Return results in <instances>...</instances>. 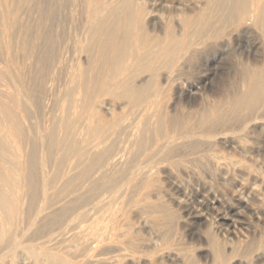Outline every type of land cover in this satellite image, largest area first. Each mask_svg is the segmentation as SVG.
<instances>
[{
  "label": "bare ground",
  "instance_id": "6f19581e",
  "mask_svg": "<svg viewBox=\"0 0 264 264\" xmlns=\"http://www.w3.org/2000/svg\"><path fill=\"white\" fill-rule=\"evenodd\" d=\"M19 1L22 0H18L17 2ZM23 1H26V3L30 1L31 3L38 2L39 0ZM147 1L148 0H77V2L80 3L78 4V8L75 7L77 8L76 10L78 11V14L74 12L76 15L70 18L66 16H59L56 18L55 11L57 10L50 7V4L47 7L42 5L43 7L41 6V8L44 9H42V13H47V19L38 14V16L33 19L34 21L31 20L30 16L29 21V19H27L29 17H27L28 13H25L29 9L27 8L28 10L26 9L24 12L23 9L25 8L20 6L23 4V6L25 5L26 7L28 4H24V2H21V4L15 3L16 0H0V35L3 36H0V264H163L165 261H163V258L165 256L172 258L181 264H186L188 254L179 251L177 248L175 251H170L169 249L167 250V247L165 250H156L155 246H152L155 249L141 247V245L137 243L135 237L133 235L131 236V231L124 227V222H122L116 207V204L118 203L121 205V201L117 203V200L119 199V196H122L125 193L122 191L124 186L123 188L121 187L125 181H130L126 179V177H128L127 175L131 173L130 171H135L134 173L142 171L144 176L146 175L145 178H147V174H149L150 178V174H152L151 176H155L153 172L156 166L158 167L169 159H173L176 155H178V158H180L179 155L186 158L189 154H192L197 158L196 154L201 150H205V148L201 149L204 144H206L204 145L206 150L210 145L222 142L226 146L237 147L240 149V144L238 143L239 146L236 145V141L239 142V140L233 141L234 139H231L228 141V139L226 140L228 135H214L218 133V129L223 131V129L227 128L226 126L233 120V114L229 115V112L228 114H223L224 112L219 106L212 107L208 112H206L207 109L206 111H203L202 108V110H198L199 117L197 118L195 116L197 120L192 121L191 123L189 121L190 124L188 123V125H180L179 123L181 119H179V117L181 118V116L179 115L180 113L177 112L178 109H176V112L172 110L173 113L170 110V113L165 105V103L168 102H165L166 100L164 101L163 99L165 97V91L168 89L167 83H171L170 81L174 78V76L172 77L174 74L172 70L179 66V60L181 57H184L183 53L189 51L195 43H205L207 39H213V41H211L214 42V39L218 40V38H221L222 40V38H228L232 44L235 41H240L242 38L245 39L250 36H255V40L252 39L254 42L251 45L248 44V47H246L247 45L245 46L249 53L253 51L255 53V49L257 48L256 42H258V39H263L264 42V0H185L184 4L182 3L177 7H174L173 5L165 7L163 5V7H165L163 8L160 5L162 10H159V5L157 7V4H160L159 2L157 3V0H154L156 3L153 2L152 4ZM40 2L42 1L40 0ZM33 4L34 3H32V6L34 7ZM35 4L37 5V3ZM38 5L40 6L41 3ZM36 7L37 6H35V9ZM22 11L26 14L24 15L27 18L24 17ZM32 11H34V9H32ZM160 11H163L164 13ZM69 14L68 16L71 15ZM44 20L53 22L57 21L61 24L63 23L62 25L66 23L67 26L68 24H72L73 26L76 25V29H78L79 25H82V27L84 26L83 28L86 27L87 30L85 29L86 33L84 37L90 41L89 45H92L89 51H97L98 55L96 56L102 62L104 68V73L102 74L103 77L98 73L102 78L99 80L100 82L95 81L92 76H88L89 73L87 72L79 75L81 76L80 82L82 81L81 85L83 87L81 89L82 93L78 104H80V108L82 106L84 107L82 110L84 113H87V116L85 118L84 113L82 112L83 117L89 122L86 124V127L84 124L86 129L84 135H80L79 133V135L76 136L80 131L79 130L75 135H70L67 140L64 137V141L60 140L61 137L63 138V133L58 139L59 136L57 137L56 130L59 127L57 126L58 128L55 129V123L50 128L48 126L47 133L45 132L46 135L39 136L37 135L38 131L37 133H35V130L33 131L32 125V128L29 127L30 124H27L29 121L23 123L24 118L26 119V122L32 116L31 111H34L31 110L30 107H33L36 103L34 93L36 89H34V91L29 89L34 93L31 92L30 94L28 90L23 88L21 90H25V92L22 94L21 90L18 89V86L16 85L18 84L20 86L21 84L22 79L21 76H19L20 72L19 74H15L14 71H16V69H13V67L16 68V63H19L15 61L17 52H22V54L26 53V55L31 54L30 56L33 57V61L38 63L35 54L37 51L33 52L32 50V46L35 44L33 45L31 42L24 41L25 35L23 32L25 31L24 29L31 27L30 25L32 24L34 27L31 28L36 29L37 26L42 25ZM54 23V25H56V22ZM82 27H79V30ZM22 29L24 30L23 32ZM44 31L48 32L47 29ZM38 32L40 31L38 30ZM79 33H82V29ZM54 37L56 36L51 38L53 42L55 40ZM250 38L249 40H251ZM34 39L35 38L33 37L32 40ZM41 39L43 40V38ZM40 42L43 43V41ZM49 42L51 43V41ZM79 42L80 41H78V43ZM87 45L88 43L86 46ZM79 46L81 47L80 44ZM36 50H38V46H36ZM84 50L88 53V49L85 48ZM245 51L246 50L242 51V53ZM48 52L50 51H47V53ZM20 54L18 56H20ZM251 54L242 56L245 61L247 60V62H243L244 64L237 61L238 64H243V66L239 65L243 67L242 74L245 75H242L245 79L244 86L242 87V91L236 90L237 94L236 92L234 93V95H236L235 98L232 97L233 99L228 98L229 100H227V107L230 105L229 107H231L233 111H236L234 112L235 116L241 109H248V112L245 110L247 112L246 114H242L244 118L247 117L245 120L251 118V115L253 114L252 111L254 112L255 109L257 110V108H262V106H264V77L262 75L264 72V58H259L258 56L256 57ZM26 55H24L25 59ZM89 57H92V55L88 56V58ZM31 60L29 61L33 62ZM89 62L92 63L90 65L93 67L95 63L92 61ZM97 67L98 66H96V68ZM87 68L88 67H86V69ZM28 69H30V67ZM90 69L91 67L88 68V70ZM177 69L178 68L174 70ZM101 70L103 71V69ZM76 71H79V69ZM98 72L100 71L98 70ZM33 75H35V73ZM93 75L96 76V74ZM35 77L36 76H33V78ZM8 78L11 79V81H8ZM98 79H100V77ZM76 81H78V79H76ZM241 81H243V79ZM27 82H30V80ZM73 82L75 83L74 80ZM173 83L174 82H172V85ZM25 85L27 84H23L22 86ZM36 87L37 86H35V88ZM71 87V90H69L70 93L75 90L73 86ZM65 91V94L69 92H67V89ZM64 92H61V94L63 93L62 97H64ZM189 92L190 91H187V94ZM78 94H80L79 91ZM69 95L71 94L68 93V96ZM38 96H36V98ZM56 97H58V93ZM74 98L71 97L72 100ZM107 99L110 100L108 101ZM70 100L68 99L69 102ZM111 100L117 103L121 109V113L119 114V111V115L112 118L108 116V114H112V116L116 114L111 113L113 111ZM64 101L65 100H63V102ZM73 103L74 102L71 104L73 105ZM64 104L67 107L66 102ZM68 106H70V103ZM66 107L65 109L67 110L68 108ZM79 107L78 110L81 113ZM34 108L35 110L38 109H36V107ZM52 108L53 107H50L49 110ZM119 108H117V110ZM195 109L194 111L197 113ZM49 110L47 112H49ZM71 111L73 112V109H71ZM68 113L71 114L70 112ZM68 113L63 114V116L67 115L65 116V119L68 117ZM128 113L131 115L130 121H126V119H129V116H127ZM240 113L237 115H241ZM181 114L186 116L184 112ZM198 114L196 115L198 116ZM217 115L220 117L222 116L223 121L221 122V125L225 126H217L219 124H214L215 122H213V124L209 123L210 118ZM44 116H47V113ZM51 116L50 118L48 117L49 123L54 120H50ZM58 116L61 117V113L58 114ZM188 116L189 118L192 117V115ZM188 116L185 121L188 120ZM257 116L261 118L264 116V112ZM33 120L30 121L32 122ZM214 120L218 121V118ZM36 121L35 123L37 124L38 122ZM56 121L57 119L55 122ZM64 121L62 120L64 124L68 125L67 119ZM68 121H70L69 118ZM121 121L129 122L128 125H131L129 128L132 130L126 129L127 132L129 130L130 133L123 136L118 135L117 137V134L115 136L111 135L112 133L110 132H112L114 127L116 128ZM80 122L82 123L79 119H75V121L71 120L70 129L74 127L75 129L78 128ZM24 124H27L29 128ZM38 125L40 124L38 123ZM66 125H64L65 128ZM123 126L124 125L122 124V127ZM43 127L44 126H42V128ZM117 129L119 128L117 127ZM32 131L36 135H29ZM59 131H63L61 127L59 128ZM146 131H149L152 135H145ZM72 132L71 133L74 134V131ZM194 132H197L199 135H187L188 133ZM58 134H60V132ZM197 138L199 141L195 143ZM246 143L247 140L245 144ZM199 144L201 146H199ZM212 149H209L208 151H212ZM198 154V156L201 155L200 153ZM234 156L235 155H233V157ZM258 157L259 156H257V158ZM224 158L226 157L216 154V152L214 154L206 151V153H204L199 159V162H202L201 165L204 164L206 169L202 168L205 171L208 169L210 175L215 171V174H217L221 180L222 178H227L226 176H228L231 171L238 172L237 169L241 173H239L240 175L243 174L248 176V178L244 177L240 181H236L239 182L242 188L246 189L247 192H240L238 194L234 192V198L240 205L249 208L251 215L255 218L259 219L260 216H264V205H262L264 204V178L261 180V177H259L261 175H258L255 172L246 174L244 172L245 169L242 168L243 166L241 165L242 167H240V158V164L235 162V164L238 165H232L233 161L231 162L228 161L229 158L228 160ZM250 159L252 158L250 157ZM190 160L189 156V161H187L190 163ZM169 161L168 163H170ZM174 162L176 161L174 160ZM199 162L197 164H199ZM184 163L182 164L183 166H185ZM41 164L44 166L43 169L40 170L39 168ZM176 167L178 166L176 165ZM176 169H179V167ZM201 171L203 170L201 169ZM205 171L203 173H205ZM218 176L217 179L215 178L216 180H218ZM141 177H143V175ZM211 178L214 179L213 176ZM258 181H260V184L257 185L256 182ZM128 183L129 182H127V185ZM134 184H139V182L129 183L131 186L128 188L131 190V187H133ZM144 189H146L145 186ZM136 190L138 193H142L143 189L141 191L139 190L140 192L138 189ZM129 191H127V194L131 193H129ZM143 194L144 192L141 195ZM144 196L146 197V190L145 195L142 197ZM142 197L140 200L143 199ZM138 198L139 197L136 199L139 200ZM133 199L134 198H132V200ZM220 199L219 201L222 202ZM127 202L129 203V200ZM127 202L125 201L124 203L127 205ZM144 202L142 203L144 204L143 206L146 205ZM251 203L257 204V207H253ZM134 204H136V202ZM148 205L150 204L147 202V206ZM152 205L153 203L151 206ZM157 205L160 206L159 204ZM157 205H155V207ZM158 206L156 210L157 212ZM227 207L228 211L225 215L240 214V210L234 207V205H229ZM131 208L133 209L132 206ZM140 208H142V206ZM153 208L154 207L152 206V208L149 209L151 210ZM161 208H163V206ZM149 209L147 208L148 211ZM151 214L152 213H148L147 215L149 216ZM161 214L162 213L160 212V215ZM160 215L158 217H160ZM154 218L155 216L153 219ZM163 218L161 220L162 222ZM157 219L155 222L158 221ZM224 219L227 218L225 217ZM125 221L127 220L125 219ZM128 221H132L131 217ZM163 223L161 225H167ZM131 224H135L134 220ZM157 224L161 226L158 222ZM155 226L157 227V225ZM163 228H165V226ZM157 236L156 239H158ZM163 237L166 241L168 240L167 236ZM138 239H140V237H138ZM173 244L176 243L173 242ZM220 244L222 243L220 242ZM220 244L218 243L213 246L214 248L211 252L212 255H209L212 257L210 259L211 264H253L258 261L264 262V239H260L257 244L254 243L255 245H252L249 248H243L242 250H240L241 247L237 248L235 247L236 245H231L232 243H230L229 248L226 247V245L220 246ZM169 245H171V243ZM250 254L252 255V259H250L249 262L247 257ZM170 262L166 263L169 264ZM206 262L208 263L207 260ZM194 263L196 264V262ZM200 263L203 264V262Z\"/></svg>",
  "mask_w": 264,
  "mask_h": 264
},
{
  "label": "rangeland",
  "instance_id": "374dc122",
  "mask_svg": "<svg viewBox=\"0 0 264 264\" xmlns=\"http://www.w3.org/2000/svg\"><path fill=\"white\" fill-rule=\"evenodd\" d=\"M17 1L18 0H16L15 3L21 4V2H24L23 0L22 1H19V2H17ZM41 1L42 2H40V0H39L38 2H31V3H30V1H28L27 3L25 1L24 4H28V5H26V7H25V5L23 6V4H21L20 6H22V7L25 8V9H23L24 12H25V10L27 8L29 9V10L27 9L28 11L25 12V13H28L27 14V17L29 16L28 18L25 16L26 14L22 11L23 12V15L25 14L24 17L27 18V19H29V21H30V16H31V20L34 21L33 19L36 16H38V14H39L40 16H42L44 18L46 17V19H47V13H45L44 11H43L44 14L42 13V9L43 8H41V6L43 5L44 7H47V6H49V4H50V7H52L55 10H57V11H55V17L56 18L59 17V16L60 17L66 16V17H69L70 18V17H73L76 14H78V11L76 9L78 8V4H80V3L77 2V0L76 1L75 0H66V1L65 0H58V1L57 0H52L54 3L51 0L50 1L49 0H47V1L41 0ZM148 1H149L150 4H152L153 2H155L154 0H148ZM48 2H50V3H48ZM158 2L160 4H157V7L159 5V10H162L160 7L161 6L163 7V5L165 7L172 6V5L174 7H177L178 5H181L182 3L184 4L185 0H157V3ZM32 3H34L33 4L34 7L32 6ZM35 3H37V5ZM40 3H41V5L39 6L38 4H40ZM67 3H68V5H67ZM35 6H37L36 9H35ZM22 7H20V8H22ZM75 7H77V8H75ZM165 7H163V8H165ZM32 9H34V11H32ZM30 12L33 13L34 15L31 14ZM64 12H65V14H64ZM160 12H163V11H160ZM68 14L70 16H68ZM45 22H47V23H45ZM52 22L53 21H45L44 20L43 21L44 24L42 23L41 26H37L36 29L31 28V27H34L33 24L30 25L31 27H27L26 29H24L25 31L22 29V32L24 31L23 33L25 35L24 41L31 42L33 45L35 44L34 46H32V50H33V52H35V51L38 52V53L35 52L36 58L38 59V63L37 62L35 63L33 61V57L30 56L31 54L30 55H28V54L26 55V53L25 54L24 53L22 54V52H20L21 53L20 54V53L17 52L16 53V58L15 57L14 58H15V61L16 62H19V63H16V65H15L16 68L13 67V69L14 70L16 69V71H17V72L14 71L15 74H19V72H20V75L19 76H21V79H22L20 86L18 84H16L18 86V89L21 90V89L24 88V89L28 90L30 92V94H31L32 91H34V89H36L35 90L36 92L34 91V93H35V99H36L35 102L36 103L34 105L32 104L33 107L32 106L30 107L31 110H34V111H31L32 112V116L26 122H25L26 119L24 118V122L23 123H27L29 121V123H27V124L28 125L30 124L29 127H31V125H32L33 128L32 127L31 128L33 129V131L35 130V133H37V131H38V133H37L38 136L39 135H46L45 132L47 133L48 126L50 128L55 123V126H56L55 129H57L58 127L59 128L61 127L62 130H63L62 132L59 131V128L57 129L58 131L56 130L57 137L59 136L58 137V139H59L64 134L63 135V138L62 137L60 138V140L64 141L65 138L67 140V138H69L70 135H75V133H77L79 130L80 131L76 134V136L79 135V133H80V135L81 134L84 135L85 134V131H86V129H85L86 124L89 122V121H87L85 119L86 116H87V113H84V111L82 110V108H84V107L82 106L80 108L79 107L80 104H78L79 98H80L81 93H82V90L81 89L83 87L81 85V82L82 81L80 82V77L81 76H79V75L81 73L87 72V73H89L88 76H92L95 79V81H99V80L102 79L101 76L103 77L102 74L104 73V68H103L102 62L96 56V55H98L97 54V51H94V50L89 51L90 48L92 47V45L91 44L89 45V42L90 41H88L84 37L85 36V33H86V30H87L86 27L83 28L84 26L82 27V25L81 26L79 25V27H82L81 28L82 29V33H79V32H81V29L79 30V27H78V29H76L77 28L76 25L73 26L72 24H68V26H67L66 23L64 25H62L63 23L61 24V23H59L57 21H54V22H56V25H54L55 23L54 22L52 23ZM32 23H34V22H32ZM71 26H73L74 28L71 27ZM41 28H43V29H41ZM46 29H47L48 32L44 31ZM38 30L40 32H38ZM49 32H50V34H49ZM28 35H31V36H28ZM27 36L29 37V39H28ZM40 36H41V38H43V40L40 38ZM53 36H56V37H54V39H55L54 42L51 39V38H53ZM1 37H3V36H1ZM33 37L36 39V40L34 39L35 41L32 40ZM74 37H76V38H74ZM250 37H247L248 39L247 38H245V39L242 38L240 41H237V42L235 41L232 44H231L230 40H228V38H222L223 41L221 40V38L220 39L218 38V40L217 39H214V42H212L213 39H207V41L205 43L204 42L198 43V44L195 43L196 45L194 44L192 46V48H191L192 50L190 49L189 51L183 53V56L184 57L186 56L187 58L186 57L185 58L184 57H181V59L179 60V63H178L179 66L176 67L178 69L177 70H174V69H176V68H174L172 70V72L174 74H176V75L173 74L172 77L174 76V78H172V80L170 81L171 83H169V82L167 83L168 89L165 91L166 93L164 95L165 97H164L163 100L164 101L166 100L165 102H168V103H165V102L164 103H165L166 108H167V110L169 112L171 110V112L173 113L172 110H174V112H176V109H178L177 112L180 113L179 115L181 116V118L179 117V119H181V121L179 123L180 125H188L189 121L191 123L192 121L197 120V118L199 117V114H198L199 111L198 110H202V108H203V111H206V109H207L206 112H208V110L210 111V109L212 107L219 106L223 110V112H224L223 114H228V112H229V115L230 114H233L232 115L233 116L232 117L233 120L231 119L232 122H230L231 124L229 123L226 126L228 129L225 128V129H223V131L221 129H218V133L217 134H214V135H228V137L226 138V140L228 139V141L231 140V139H234L233 141L239 140V142L236 141V143H237L236 145L239 146V144H240V149L241 150L238 149L237 147L235 148V147H232V146H226L222 141H219V142H222V143H217L218 145L217 144L210 145L209 147H207V150H206V147L204 146L206 144L202 145V148L201 147L200 148L201 149H204L205 148V150H204L205 152L203 150H201L198 153H200L201 154L200 156L202 157V155L204 153H206V151L209 152V153H214V154L216 152V154H219V155H222V156L226 157L224 159L228 160V158H229L228 161H231V162L233 161L234 163L232 162V165L235 164V162L236 163H239L241 161L240 162L241 164L239 163L240 164V167L243 166L242 168L245 169L244 172L246 174L255 172L258 175H261L259 177H261L260 179L262 180L264 178V171H263L264 170V116H262L261 118H259L257 115L260 114V113H262V112H264V110H262V109H264V106H262V108H260V107L257 108L258 111L256 109L254 110V112L252 111L253 114L251 115V118L249 120L246 119L248 122L245 120V118H247V117L244 118V116H243L244 114H246L248 112V109H244V110L241 109L239 111V113L240 112H243V113H240L241 115H237V114H239L237 112L236 113V116H235V113L234 112H236V111L235 110L233 111V109L231 107H229L230 105L227 107V100L235 98L236 95H234V93L236 92V94H237V91H242V89H243L242 87L244 86L245 79H244L243 76H245V75L242 74L243 73V67H241V66H243V64H244L243 62H247V60L245 61L244 60V57H242V56H247V55H249V54L252 53L251 55H253V56H256V57L258 56L259 58H261V57L264 58V53H263L264 52V48H263L264 47L263 46L264 45V42H263V39H260V40L258 39V42H256L257 43V48H259V49H257V48L255 49V53L256 54L254 53V51L253 52H250V53L247 51V48L246 47H248L249 45H251L254 42L253 40H255V36H250ZM249 38L251 40H249ZM14 39H16V38H14ZM22 39H23V37H22ZM209 40L210 41L212 40V41L210 42ZM40 41H43L44 44L42 42H40ZM49 41H51V43ZM78 41H80V42L78 43ZM87 43H88V45L86 46ZM79 44L81 45V47L79 46ZM36 46H38V50H36ZM40 47H42V48H40ZM84 47L86 49H88L87 50L88 53L85 52L86 50H84L85 49ZM79 50H82V51H79ZM241 50L242 51L246 50V51L242 53ZM47 51H50V52L47 53ZM19 54H20L21 57L18 56ZM24 55H26V59H25V56ZM91 55H92V57H89L88 58V56H91ZM31 57H32V60H31ZM19 59H21L22 61L19 60ZM27 59H29V60H31L33 62H30ZM50 59H51V61H50ZM238 59H240V60H238ZM85 60H87V61H85ZM27 61H28V63H27ZM89 61H92L93 63H95L94 64L95 68H96V66H98L96 68L97 70L94 68V66L92 67V65H90L92 63L89 62ZM237 61L238 62H242L243 64L242 63L241 64L239 63L241 65L240 66ZM22 62H24V63H22ZM26 63H27L28 68L30 67V69L27 68ZM72 63H74V64H72ZM21 64H23V65H21ZM24 64L26 66V69H25ZM33 64L34 65H38V66H34ZM180 64H181V68H180ZM0 66H1V63H0ZM86 67H88V68L91 67V69L88 70V68L86 69ZM99 67L101 69H103V71ZM76 68L79 69V71H76L77 70ZM13 69H12V71H13ZM42 70H43V72H42ZM98 70L100 72H98ZM24 71H26L27 73L24 72ZM21 72H22V75H21ZM30 72H32V73H30ZM92 72H93V74H96V76L93 75ZM34 73H35V75H33ZM98 73H100L101 76ZM31 74L33 76H36V77L33 78V76ZM262 75L264 77V72L262 73ZM99 77H100V79H98ZM9 78H12V77H9ZM9 78H8V81L9 80L11 81V79H9ZM74 78L78 79L79 82L76 81V79H74ZM242 79H243V81H241ZM26 80L27 81L30 80L31 83L30 82H27ZM73 80L75 81V83L77 82L79 85L77 83L75 84L73 82ZM8 81H7V83H8ZM172 82H174L173 83L174 87L172 85ZM175 82H176L177 85L175 84ZM23 84H27V85L22 86ZM33 84H35V85H33ZM169 84L172 85V86H170ZM93 85H94V82H93ZM27 86H28V88H27ZM31 86H33L34 88L31 87ZM35 86H37V87L35 88ZM71 86H73V88L75 86V88H74L75 90L72 89V90H74V92L71 91V93H70L69 90H71L70 89V88H72ZM170 87L171 88L173 87L174 89L172 88L173 89L172 90ZM177 87H178V89H177ZM181 87H183V88H181ZM65 88L67 89V92L69 91L68 93L71 94L69 96H71L72 98L75 97L73 99L74 101L71 99V97L68 96V93L65 94L66 93V91H65L66 89ZM29 89L30 90L32 89V91H30ZM182 89H184V90H182ZM55 91H57V92H55ZM78 91H79L80 94H78ZM175 91H177V92H175ZM187 91H190L189 93L192 92L193 94L192 93H191L192 95L189 94V93L187 94ZM21 92L23 94L25 92V90H23V91L21 90ZM61 92H64V97H62L63 96V93L61 94ZM72 92H73V94H72ZM38 93H40V94H38ZM53 93H55V94H53ZM57 93H58V97H56L57 96ZM227 93H228V95H227ZM77 94L79 95V97H78ZM220 95H221V97H220ZM229 95H231V96H229ZM36 96H38V97L36 98ZM54 97H55V100H54ZM65 97H67V98H65ZM108 98H110V97H108ZM68 99L69 100L71 99L70 102L68 101ZM110 99H107V100L109 101ZM168 99H169V101H168ZM37 100H38V102H37ZM63 100H65V101L63 102ZM52 101H53V103H52ZM71 101L74 102L73 105L71 104L72 103ZM65 102L67 104V107L64 104ZM111 102L113 104L112 110L115 111V112L112 111L111 113L116 114V115H113V116H112V114L111 115L108 114V116H110L112 118V117H116L117 115H119L121 113V111H120L121 109L119 108V105H117V103L113 102L112 100H111ZM69 103H70V106L71 107L68 106ZM77 104H78V106H77ZM167 104H169V105H167ZM34 107H36V109L37 108L38 109L35 110ZM50 107H53L52 108L53 110L52 109L49 110ZM65 107L68 108V109L66 110ZM78 107L80 108L81 113L82 112L84 113V117L85 118L83 117V113L81 115V113L79 112ZM169 107H170V109H169ZM62 108H63V110H62ZM117 108H119V109L117 110ZM182 108H184V109H182ZM193 108L194 109L197 108V109H195L197 113H195V111H194ZM230 108H231V110H230ZM71 109H73V112L71 111ZM181 109H182V111H181ZM48 110H49L50 113L47 112ZM51 111H52V114H51ZM191 111H193L194 113L191 112ZM63 112L65 114H67L68 112H70L72 114L71 115V114L68 113L69 115L66 118L68 125L64 124V122H65L64 120H66L65 119V116H67V115H64L63 116V114H64ZM118 112H119V114H118ZM182 112H184V114H186V116L185 115H182L181 114ZM46 113H47V116H44V115H46ZM60 113H61V117L58 116V114H60ZM196 114H198V116ZM33 115H34L35 118H37V117L38 118L40 117V118L39 119L38 118L35 119L33 117ZM51 115H53L54 117L51 116ZM188 115H192V117L189 118ZM253 115L255 116V118H254ZM50 116H51V119L50 120H53L54 119L53 121H51V123H49ZM72 116H73V118H72ZM81 116L85 120H83L81 118ZM127 116H129L128 117L129 119H126L127 118L126 117L125 118L126 121L127 120L130 121V118H131L130 116L131 115L128 113ZM187 116H188V120L185 121V119L187 118ZM193 117L196 118V119H194ZM62 118H64V119H62ZM68 118H69L70 121L71 120L75 121V119L76 120L79 119V121H82V123L81 122H80L81 124L79 123L78 128L75 129V127H74L72 129H70V126H71L70 124L71 123H70V121H68ZM217 118H218V121H215L214 119H217ZM219 118H221V119H219ZM239 118L242 120V122H241V120ZM33 119H35V120H33ZM56 119H57V121H56L57 123L55 122ZM189 119H191V120H189ZM30 120H33L32 121L33 123ZM62 120L64 122H62ZM235 120H237V121H235ZM35 121L38 122L40 125H38V123L36 124ZM222 121H223L222 120V116L220 117L219 115H217V116H212L210 118L209 123H212L213 124V122H215L214 124H216V123L219 124L217 126L223 127L225 125H223V126L221 125L222 124L221 123ZM186 122H187V124H186ZM27 124L26 125L24 124V125L27 128H29L27 126ZM58 124H60V125H58ZM84 124H85V127H84ZM122 124L124 125L123 127H122ZM128 124H129V122L127 123V122L121 121L116 126V128L114 127V129L112 130V132H110V133H112L111 135H114L115 136L117 134L116 137L118 135L119 136H121V135L122 136L123 135H128L130 133V131L128 130V132H127V129H130L129 126H131V125H128ZM64 125H66V128L64 127ZM42 126H44V127L42 128ZM117 127L119 129H117ZM68 129L74 131V134H72L73 132L70 131V130H68ZM118 130H120V131H118ZM130 130H132V129H130ZM33 131H32V133L30 132L31 134L29 133V135H32V134L36 135ZM59 132H60V134H58ZM119 133H121V134H119ZM195 134L196 135H199L197 132L188 133L187 135H195ZM145 135H152V134L149 133V131H146L145 132ZM246 140H247V143H246L247 145L245 144ZM197 141H199L198 138L195 141V143ZM223 141H225V140H223ZM241 143H243V144H241ZM248 143H249V145H248ZM200 144H201V142H200ZM200 144H199V146H201ZM244 145H246L247 148ZM219 147H221V148H219ZM209 149H212L213 152L211 150H210L211 152L208 151ZM214 149H215V151H214ZM201 152H203V153H201ZM244 152H246V153H244ZM40 154H41V152H40ZM197 154H196L197 158L195 157V155L189 154L188 157H186L187 159L185 157H182L181 155H179L180 158H178V155H176V157L174 156L173 159L177 162V164L171 158V159H169L170 161L168 160L170 163H168V161H166V162L162 163L164 165L161 164L162 166L161 165H159L158 167L156 166L154 168V172H153L155 174V176L153 175L154 177L151 176L152 174H150V178H149V174H147L148 176H147V178H145L146 175L144 176V174H143L142 171H140V172L137 171L138 174L137 173H134L135 171L134 172L133 171H130L131 173H129L127 175L128 177H126V179H128L130 181H125L124 182L125 184L123 183V185L121 187V188H123V186H124V188L122 189V191L125 192V193L122 196H119V199L117 200V203L121 201L120 202L121 205H119V203H118V204H116V207H117V210L119 212L118 214H119L122 222H124L123 223L124 224V227L127 228V229H129L131 231V236L133 235L135 237L137 243H139V245H141V247H144V248H153L152 246H155L156 250H161V249L165 250L166 247H167V250L169 249L170 251H172V250L175 251V250L178 249L179 251H182V252L188 254V257L186 259V264H191V262H192V264L194 262H196V264L197 263L198 264H201L200 262H203V264H206L207 263L206 260L208 261L207 264H211V262H210L211 260L210 259L212 257H210V256L212 255L211 252L213 251V248H214L213 246L214 245H217L218 243L220 244V242L223 244V245L220 244V246H225L226 245V247L229 248L230 243H232L231 245H233V246L236 245L235 247H237V248H240L241 247L240 250H242L243 248L244 249L246 247L249 248L250 246L257 244L260 239H264V235H263L264 234V216H260L259 219L255 218L254 216L251 215L249 208L240 205L235 200V198H234L235 193L238 194L240 192H247V190L244 189V188H242V186L239 184V182H236V181L237 180L240 181L244 177H247L248 178V176H245L243 174L240 175L241 173L237 169L238 172H232L231 171L230 174L228 176H226L227 178H225V179L222 178V180H221V178L217 174H215V171H213L211 175L213 176L214 179H212L211 178L212 176L210 175L209 170L207 169V171H205L204 169H206V168H205L204 164L201 165L202 162L201 163L199 162V159L201 157L198 156L199 154L198 155ZM233 155H235V156L233 157ZM184 156H187V155H184ZM189 156H190V159H191L190 160V163L191 164L188 162L189 161ZM249 156L252 159H250ZM257 156H259V157L257 158ZM177 158L180 159V160H178ZM183 160H184V162L185 161L186 162L184 163ZM250 160H252V161H250ZM178 162H180V163H178ZM198 162H199L200 165L197 164ZM183 163L185 164V166L182 165ZM247 163H249V164H247ZM176 165L179 167V169H176V168H178V167H176ZM235 165H238V164H235ZM43 166L44 165L41 164L39 169L40 170L43 169ZM171 166H173V167H171ZM191 166H192V168H191ZM196 166H197V168H196ZM215 168H216V166H215ZM242 168H240V169H242ZM201 169L203 171H201ZM195 170H198V171H195ZM259 170H260V173H259ZM204 171H205V173L207 172L208 174L207 173L206 174L203 173ZM262 174H263V176H262ZM142 175H143V177H141ZM217 176L219 177L218 180H216L217 179ZM142 178H144V179H142ZM155 178H158V179H155ZM155 180H157V181H155ZM219 180H221V181H219ZM127 182H129V183H138L139 182V184H136V185L134 184V186L131 187V190H130V188H128V187L131 186V185H129V183L127 185ZM256 184L257 185L260 184V181L256 182ZM152 185H154V186H152ZM144 186H145L146 189H144ZM140 187H141V189H140ZM248 188H249V186H248ZM136 189H138V191L139 190L141 191L143 189L142 190V193L144 192L143 195H145V190H146V197L145 196L142 197L143 196V195H141L142 193H138ZM148 189L150 190V192H149ZM127 191H129V193L130 192L131 193L130 194H127L128 193ZM137 195H139V196H137ZM217 195H218V197H217ZM132 196H134V197H132ZM135 196H136V198L139 197L138 198L139 200H137L135 198ZM141 197L143 198L142 200H140ZM122 198H124V199H122ZM132 198H134L135 201H134V199L132 200ZM219 199L222 202H220ZM128 200H129L130 205L127 202ZM130 200H131V202H130ZM154 200L160 206H158L154 202ZM125 201L127 202V205H126V203H124ZM135 202L138 205L134 204ZM143 202L146 203L145 206H147V202H148V204H150V205H148L149 207L148 206L147 207L143 206L144 205V204H142ZM152 203H153L152 206L154 207L153 209H154L155 212L153 211V209H151V210L149 209V208H152V206H151ZM154 204L158 206V212L156 211L157 210V206L155 207ZM229 205H234V207H236L238 210H240V214H236V215H233V214L232 215L231 214L225 215L227 213V211H228L227 210V208H228L227 206H229ZM251 205H253V207H257V204H255V203H251ZM262 205H264V204H262ZM131 206L133 207L134 210L131 208ZM141 206H142V208H140ZM162 206H163V208H161ZM147 208L149 209V211L147 210ZM159 208H160V210H159ZM139 209H141V210H139ZM120 210H121V212H120ZM128 210H129V212H128ZM142 210H144V211H142ZM146 210H147V213H146ZM178 211H179V213H178ZM160 212L163 215L162 214L160 215ZM139 213L142 214V215H140ZM148 213L149 214L152 213L151 215H149L150 218L147 215ZM193 213H194V215H193ZM159 215H160V217H158ZM154 216H155V218L153 219ZM130 217H131V220L132 221H128V220H130ZM157 217H158V219H157ZM161 217L162 218L164 217L163 218V222H165V223H163L161 221L162 220ZM225 217L227 219H224ZM125 219L127 221H125ZM156 219L158 220L157 222L160 225L162 223L163 224H167V225H161L162 227L159 226L157 224V222H155ZM133 220H134L135 224H131V222H133ZM159 221L162 222V223H160ZM150 222H152V223H150ZM154 224L157 225V227ZM164 226H165V228H163ZM161 228H163L164 230L161 229ZM240 229H242V230H240ZM156 233L158 234V236H157ZM219 234H220V236H219ZM136 235L138 237H140V239H138V237ZM156 236H157L158 239H156ZM163 236H167V239L169 241H170V238H171V241L170 242L168 240L166 241ZM162 242L164 243V245H163ZM173 242L176 243V244H173ZM170 243H171V245H169ZM149 245H150V247H149ZM155 248H153V249H155ZM206 253L208 254V256H207ZM251 254L247 257V260L248 261L250 259H252L251 258L252 255ZM192 258H194V259H192ZM171 259L172 258H169V257L165 256L163 258V261L165 260L163 264H165L166 262H170V261H171L170 262L171 264H173V263L174 264H181V263L175 261L174 259H172V260ZM166 264H168V263H166ZM253 264H264V262L263 261H258V262H254Z\"/></svg>",
  "mask_w": 264,
  "mask_h": 264
}]
</instances>
